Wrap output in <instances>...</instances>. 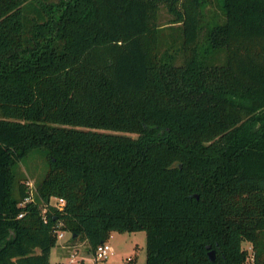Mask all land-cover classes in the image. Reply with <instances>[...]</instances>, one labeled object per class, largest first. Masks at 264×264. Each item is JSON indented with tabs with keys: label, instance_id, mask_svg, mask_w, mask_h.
<instances>
[{
	"label": "trees",
	"instance_id": "1",
	"mask_svg": "<svg viewBox=\"0 0 264 264\" xmlns=\"http://www.w3.org/2000/svg\"><path fill=\"white\" fill-rule=\"evenodd\" d=\"M142 230L146 264H264V0H0V264Z\"/></svg>",
	"mask_w": 264,
	"mask_h": 264
},
{
	"label": "rangeland",
	"instance_id": "2",
	"mask_svg": "<svg viewBox=\"0 0 264 264\" xmlns=\"http://www.w3.org/2000/svg\"><path fill=\"white\" fill-rule=\"evenodd\" d=\"M216 10L214 6H210L206 9V20L209 19L211 12ZM218 11V10H217ZM173 16L167 11L165 7L162 8L160 14L159 23L167 26L170 19ZM181 56L177 55V63H181ZM133 137L138 135L135 133H128ZM43 163L42 157L39 153L33 154L24 163H20L21 170L36 171V168ZM38 172L40 170L38 169ZM39 174V173H36ZM39 176V175H38ZM36 176V177H38ZM30 175L31 185H34V180ZM55 202V200H54ZM109 243L112 245V255L105 261L106 264H126L129 258L136 259V264H146L147 259V237L145 231H135V232H125L119 233L115 232L109 239ZM244 248L248 250L250 255H253L252 245L245 242ZM94 251L92 246L89 244L87 239H82L81 237L76 240L72 239V235L69 232L65 233L63 238H59L58 244L52 250L51 254V264H94Z\"/></svg>",
	"mask_w": 264,
	"mask_h": 264
},
{
	"label": "built area",
	"instance_id": "3",
	"mask_svg": "<svg viewBox=\"0 0 264 264\" xmlns=\"http://www.w3.org/2000/svg\"><path fill=\"white\" fill-rule=\"evenodd\" d=\"M30 185V190L31 193L33 192L34 189V185H31V182L29 183ZM29 198H27L26 201H28ZM56 201V200H55ZM56 203L62 207L65 203L64 199L60 198L59 200L56 201ZM23 214H20L19 217H22ZM66 232L60 231L58 237L61 239L65 236ZM112 245L109 243V241H105L103 243H101L100 245H98L96 251H95V255H94V264H106L105 261L112 255Z\"/></svg>",
	"mask_w": 264,
	"mask_h": 264
},
{
	"label": "water",
	"instance_id": "4",
	"mask_svg": "<svg viewBox=\"0 0 264 264\" xmlns=\"http://www.w3.org/2000/svg\"><path fill=\"white\" fill-rule=\"evenodd\" d=\"M209 255H210L211 260L215 261V252L214 251H210Z\"/></svg>",
	"mask_w": 264,
	"mask_h": 264
},
{
	"label": "crops",
	"instance_id": "5",
	"mask_svg": "<svg viewBox=\"0 0 264 264\" xmlns=\"http://www.w3.org/2000/svg\"><path fill=\"white\" fill-rule=\"evenodd\" d=\"M112 235H113V234H112ZM112 235H111V236H112Z\"/></svg>",
	"mask_w": 264,
	"mask_h": 264
}]
</instances>
